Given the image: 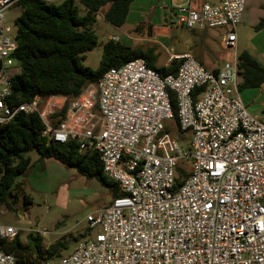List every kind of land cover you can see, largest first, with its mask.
I'll use <instances>...</instances> for the list:
<instances>
[{
  "label": "built area",
  "instance_id": "1",
  "mask_svg": "<svg viewBox=\"0 0 264 264\" xmlns=\"http://www.w3.org/2000/svg\"><path fill=\"white\" fill-rule=\"evenodd\" d=\"M19 1L0 0V128L19 114L39 116L44 137L98 153L103 174L119 188L109 206L87 216L89 228L101 231L45 264H264V116L250 115L241 99L236 53L247 0H189L169 19V28L227 30L221 47L234 59L217 72L169 51L166 66L180 62L176 76L162 78L137 59L111 68L77 98L16 105L13 82L23 68L16 21L10 25L7 14ZM176 131L191 133L188 149ZM179 169L185 175L176 188ZM19 234L0 225V242ZM0 264L17 258L0 248Z\"/></svg>",
  "mask_w": 264,
  "mask_h": 264
},
{
  "label": "trees",
  "instance_id": "2",
  "mask_svg": "<svg viewBox=\"0 0 264 264\" xmlns=\"http://www.w3.org/2000/svg\"><path fill=\"white\" fill-rule=\"evenodd\" d=\"M135 1L20 0L18 7L21 15L15 22L18 44L16 58L23 72L13 82L14 104L30 103L36 97L77 98L85 88L97 84L111 68H119L137 59H144L147 66L162 78L176 76L180 62L173 60L167 66H158L160 57L154 48H133L113 40L104 45L97 70L83 64L86 55L98 46V37L91 28L97 15L107 8L103 13L104 20L115 28H122ZM263 28L264 19L256 31ZM238 70L242 80L240 92L264 84V65L250 53L238 55ZM199 91H196L195 97ZM169 96L176 113L175 94L170 92ZM67 108L58 116L64 117ZM43 132L42 120L33 114H19L10 124L0 128V207L6 206L16 212L18 201L27 195L25 183L32 169V159L28 156L31 151L37 152L41 159L57 160L87 179L98 180L111 191L113 199L119 196L117 184L103 174L98 153H81L76 141L66 144L49 141ZM178 173L176 188L182 184L181 178L185 175L182 169ZM25 203L28 204L26 199ZM67 247L64 241H58L45 249L42 237L37 234L28 235L27 244H23L19 236L12 242H0L1 250L13 254L17 264H44L59 260Z\"/></svg>",
  "mask_w": 264,
  "mask_h": 264
},
{
  "label": "rangeland",
  "instance_id": "3",
  "mask_svg": "<svg viewBox=\"0 0 264 264\" xmlns=\"http://www.w3.org/2000/svg\"><path fill=\"white\" fill-rule=\"evenodd\" d=\"M151 3V0H136L134 7L143 6L144 9L140 12L144 13L146 21L157 22L154 19L156 12L152 9ZM154 3L161 6L163 12H165L163 7L166 3L169 6L167 11L169 16L171 9L169 0H154ZM208 3L218 5L219 0H208ZM259 6H264V0H247L248 12L259 11L257 8ZM82 12L84 14L83 8ZM20 15L21 11L18 8L9 12L7 14L9 24L13 25ZM134 17L132 13L121 30L111 26L105 20L97 19L91 28L98 37V46L86 55L83 64L92 70H97L102 60L104 45L112 40L111 36L120 38L124 45H131V39L134 38L139 40V42L133 40L135 44L143 43L145 45L143 48L146 46L154 48L160 57L158 66H164L169 58V51L175 54L189 53L207 70L219 69L225 62H232L234 59V52L224 51L221 47L226 29H204L193 33L171 27L169 36L158 38V42H153L151 40L154 37L147 25H140L134 32ZM136 32L138 35L135 34ZM140 32L144 33L142 37ZM236 33L237 55L242 52L252 54L255 47L260 45L259 41L254 39L256 28L252 25L243 23L237 25ZM214 55L217 57L218 64L211 60ZM241 97L250 115L258 118L264 116V84L258 88L245 89L241 92ZM167 124L172 127L174 122L170 121ZM175 136L184 139L180 141L182 148L190 147V132L180 134L176 131ZM28 156L32 159V169L25 183L27 195L18 201L16 212H12L6 206L0 207V225L19 229V237L23 244H27V237L30 234L40 235L45 249L58 241H64L68 247L61 255L63 258L69 257L78 243L94 238L101 231L100 228H89L87 216L109 206L114 200L112 193L98 180L87 179L79 175L75 169H68L55 159H41L35 151L29 152ZM25 199L28 204L25 203ZM55 261L57 260L47 262Z\"/></svg>",
  "mask_w": 264,
  "mask_h": 264
},
{
  "label": "crops",
  "instance_id": "4",
  "mask_svg": "<svg viewBox=\"0 0 264 264\" xmlns=\"http://www.w3.org/2000/svg\"><path fill=\"white\" fill-rule=\"evenodd\" d=\"M151 6H152V9H155L154 11L156 12V21H146V18L144 16V13L143 12H140L142 11L143 6L141 5H137V7H134V3L131 5V8H130V13L128 15V18H127V22L130 18V15L133 13L135 15L134 17V32L136 31V29L138 27L141 26H144V25H147V28L151 31L152 33V37L153 42H158V38H166L167 36L170 35V32H171V28H169V19L171 20V17H172V14L174 12V9L180 5H185L189 2V0H169V5L171 7L170 11H169V16L167 14V11L169 9V6L165 3L164 4V7H163V10H165V12L162 11L161 9V6H159L158 4H155L154 3V0H151ZM258 10L260 11H256L255 13H253L252 11L251 12H248L247 9H246V13L244 14V17L242 19V22L239 24V25H242L245 24V25H248V26H253L254 28H256L258 25H259V22L261 21V19L264 18V6L262 7H257ZM107 10V8H105L102 13L98 14L97 15V19L99 20H104V16H103V13ZM158 14V16H157ZM159 21V22H158ZM126 22V23H127ZM124 27V26H123ZM122 27V28H123ZM122 28H116L118 30H121ZM188 31V30H187ZM136 35H138V33L136 32L135 33ZM142 35H144L143 32H140V36L142 37ZM114 37L111 36L110 39H113ZM119 39V42L121 43V39ZM254 39L255 40H258L260 45H257L254 49V52H252V56L255 57L260 64L264 65V28L259 30V31H256V33H254ZM131 45H127V46H130V47H133V48H138V47H143L145 45H142L139 44L137 45V43L135 44L134 42L137 41L139 42V40L137 39H134L132 38L131 39ZM134 40V42H133ZM140 40H144V39H140ZM236 46H237V50H238V38H237V43H236ZM228 52H232V51H228ZM182 54V53H180ZM239 55V54H238ZM213 59L211 60H214V62H216V59L217 57L214 55L212 56ZM234 58V57H233ZM168 63V60H166V62L164 63V66H166V64ZM218 64V62H216ZM221 65V63H219ZM215 70V69H214ZM213 71V70H211ZM241 94V93H240ZM241 96V95H240ZM242 99V97H241ZM243 101V100H242Z\"/></svg>",
  "mask_w": 264,
  "mask_h": 264
}]
</instances>
